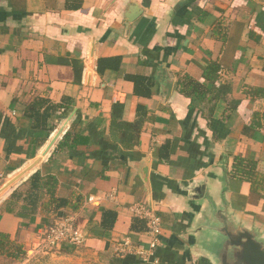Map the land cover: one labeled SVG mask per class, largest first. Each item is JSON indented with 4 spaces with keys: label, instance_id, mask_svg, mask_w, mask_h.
Wrapping results in <instances>:
<instances>
[{
    "label": "crops",
    "instance_id": "obj_1",
    "mask_svg": "<svg viewBox=\"0 0 264 264\" xmlns=\"http://www.w3.org/2000/svg\"><path fill=\"white\" fill-rule=\"evenodd\" d=\"M263 61L264 0H0V259L206 264L196 230L204 198H217L225 175L230 212L264 231V194L227 175L235 155L258 160L264 173V93L254 91H264ZM212 64L217 79L207 83ZM184 76L210 92L184 97ZM36 103L62 107L49 135L33 128ZM112 121H141L136 144L115 140ZM72 124L88 143L56 152ZM200 186L204 198L195 200ZM137 204L160 218L147 263L114 254L126 238L148 247L145 221L130 211ZM105 211L115 215L109 228ZM67 216L85 243L43 249L45 229Z\"/></svg>",
    "mask_w": 264,
    "mask_h": 264
},
{
    "label": "trees",
    "instance_id": "obj_2",
    "mask_svg": "<svg viewBox=\"0 0 264 264\" xmlns=\"http://www.w3.org/2000/svg\"><path fill=\"white\" fill-rule=\"evenodd\" d=\"M264 63V61H263ZM219 67L216 64H212L208 67L207 71L204 74V80L209 83L216 78V74L218 73ZM178 91L184 97L189 99L196 98L198 100L203 99L209 91L205 90L204 86L199 82L193 80L188 76L182 77L181 80L177 82ZM136 92H138V88H135ZM254 91H260L264 93L263 90L254 89ZM217 98V96L215 97ZM215 100V99H214ZM211 102V101H210ZM59 106H50L46 107L43 111L41 103H36L32 107L29 108V112L32 114L34 119L33 128L36 130H45L47 135L54 131L53 125H48V120L54 118L56 116V111L61 109ZM258 124V123H256ZM256 126V125H255ZM76 125L72 124L71 128L62 136V138L57 142L55 151H72L76 149V147L81 145H86L89 141L87 137H84L79 132H75ZM141 131V121L136 123H128V122H118L112 121L110 126V132L112 136L114 135L115 140H117L120 144L127 147L128 145L136 144L138 140L139 133ZM44 140V139H42ZM169 149V142H166L159 149V159L167 158V153ZM228 178L230 180L241 181L249 184L250 192L259 196L264 194V173L260 172L258 169V160L256 159H247L240 155H235L233 157L232 166L230 171L228 172ZM40 175L38 172L34 173L29 178L30 190L29 192H34L38 190ZM50 179V178H49ZM33 196V195H32ZM37 197H35V200ZM107 219H111V223L113 224L115 215L114 213L105 211L103 212V221L102 226L104 228L107 227L105 224ZM112 225L110 224V228ZM109 228V227H107ZM0 264H13L9 259H0Z\"/></svg>",
    "mask_w": 264,
    "mask_h": 264
},
{
    "label": "water",
    "instance_id": "obj_3",
    "mask_svg": "<svg viewBox=\"0 0 264 264\" xmlns=\"http://www.w3.org/2000/svg\"><path fill=\"white\" fill-rule=\"evenodd\" d=\"M169 88V85H168ZM70 118L65 122H69ZM62 129L56 133L46 148V151L56 141ZM37 159L30 167L8 182L3 189L8 188L22 175L31 170ZM227 177L216 199L201 194L203 186L196 187L193 198H204L207 209L202 224L197 227L196 233H202L200 255L206 264H264V231L237 219L230 212L225 194L228 190Z\"/></svg>",
    "mask_w": 264,
    "mask_h": 264
},
{
    "label": "built area",
    "instance_id": "obj_4",
    "mask_svg": "<svg viewBox=\"0 0 264 264\" xmlns=\"http://www.w3.org/2000/svg\"><path fill=\"white\" fill-rule=\"evenodd\" d=\"M111 198V197H110ZM112 199V198H111ZM92 199L89 198V201ZM130 211L135 218L145 221V235L149 237L148 247L141 248L126 238L114 248L116 257H135L142 263H147L154 256L156 248L160 244L161 224L160 218L154 211L141 205H133ZM41 247L51 250L61 245L82 246L85 243V236L76 225L72 216L63 217L52 225L48 226L41 239Z\"/></svg>",
    "mask_w": 264,
    "mask_h": 264
}]
</instances>
